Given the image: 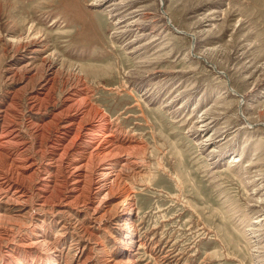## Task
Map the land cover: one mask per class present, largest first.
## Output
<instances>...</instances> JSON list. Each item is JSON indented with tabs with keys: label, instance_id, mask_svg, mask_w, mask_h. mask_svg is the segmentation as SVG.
I'll return each instance as SVG.
<instances>
[{
	"label": "rangeland",
	"instance_id": "rangeland-1",
	"mask_svg": "<svg viewBox=\"0 0 264 264\" xmlns=\"http://www.w3.org/2000/svg\"><path fill=\"white\" fill-rule=\"evenodd\" d=\"M0 184V264H264V0H0Z\"/></svg>",
	"mask_w": 264,
	"mask_h": 264
},
{
	"label": "bare ground",
	"instance_id": "bare-ground-1",
	"mask_svg": "<svg viewBox=\"0 0 264 264\" xmlns=\"http://www.w3.org/2000/svg\"><path fill=\"white\" fill-rule=\"evenodd\" d=\"M82 102H85L83 98L75 101V103L78 105H80V103ZM96 150H98V152L96 151L97 153L91 151L90 154L87 155L88 158H86L84 162L78 164L74 168L77 171L82 170L76 176L77 178L76 181H80L83 183V185L78 189V191L80 192V195L87 196V198L83 199L82 202L85 204V206L86 204H96L95 207L97 208L102 198L105 196H108L110 191L115 190L118 187V183H117L118 172L117 173L115 172L116 169L114 168L115 167L114 165L105 166L106 163H108L107 161L110 160L112 157H116V156L129 157L131 153L136 150V148L135 147L121 148L120 146L117 147V145L116 147L112 145H107L103 147L102 145H100L96 148ZM20 161L21 160L19 161L16 160V162H19V164L18 163L8 164L9 167L5 172L6 177L10 176L11 179H14V177L15 178L20 177L18 170L25 167V164H21ZM119 162H120L119 163L120 166H122L123 168H128V161L126 159L119 161ZM10 189L11 187L4 185V184H0V201L19 203L23 196L17 194L18 190H14L12 192L10 191ZM104 191L105 193L103 194ZM100 195L102 196L100 197ZM74 200H75L74 202H78L77 201L78 199H74ZM84 200H87V201H84ZM1 219H3V217L2 218L0 217V234L1 232L10 233L13 229V225H12L13 222L12 223L9 222V220L6 218H5L7 220L6 222ZM29 232H31L32 235H34L33 231L30 230ZM26 238L27 239L25 240V243L20 244L21 247L23 248L37 249V251H41L42 249L44 250L43 248L44 245H47L45 244L47 243L45 242L46 240L44 238L42 239V237L40 236L36 238H30V237L28 238L27 236ZM38 238H41V239H38ZM25 253L27 254L29 252L26 251ZM52 257L53 256H51V258ZM54 261L55 259L50 261V257L48 256L47 259H45V261L41 262V264H56Z\"/></svg>",
	"mask_w": 264,
	"mask_h": 264
},
{
	"label": "water",
	"instance_id": "water-1",
	"mask_svg": "<svg viewBox=\"0 0 264 264\" xmlns=\"http://www.w3.org/2000/svg\"><path fill=\"white\" fill-rule=\"evenodd\" d=\"M162 5H163V2L161 1V11H162V13L166 16L167 22L172 26V24H171V22H170V20H169V18H168L167 13H166L165 10L162 8ZM175 30H176V31H179V32H182V33H185V34H190V35L192 36V39H193L192 42L194 43V34L188 33L187 31H184V30H178V29H176V28H175ZM230 89H231V88H230ZM235 94H238V95H240V97H242V95H241L240 93H235Z\"/></svg>",
	"mask_w": 264,
	"mask_h": 264
}]
</instances>
